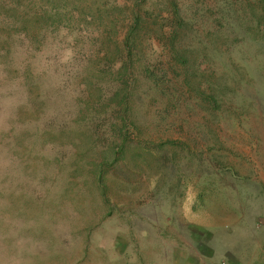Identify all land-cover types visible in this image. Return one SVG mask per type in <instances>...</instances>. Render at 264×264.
I'll use <instances>...</instances> for the list:
<instances>
[{"label": "rangeland", "instance_id": "rangeland-1", "mask_svg": "<svg viewBox=\"0 0 264 264\" xmlns=\"http://www.w3.org/2000/svg\"><path fill=\"white\" fill-rule=\"evenodd\" d=\"M263 182L261 0H0V264H185Z\"/></svg>", "mask_w": 264, "mask_h": 264}, {"label": "crops", "instance_id": "crops-1", "mask_svg": "<svg viewBox=\"0 0 264 264\" xmlns=\"http://www.w3.org/2000/svg\"><path fill=\"white\" fill-rule=\"evenodd\" d=\"M261 187V184H258ZM264 193V182L262 183ZM264 206V199L262 200ZM254 220L264 223V207L257 208L252 215ZM249 236L243 240H235L232 244L226 245L222 251L200 250L197 246L193 247L194 252L188 255L192 258L185 264H264V228H254L253 236ZM195 251H199V254ZM197 259L199 260L197 262Z\"/></svg>", "mask_w": 264, "mask_h": 264}, {"label": "trees", "instance_id": "trees-1", "mask_svg": "<svg viewBox=\"0 0 264 264\" xmlns=\"http://www.w3.org/2000/svg\"><path fill=\"white\" fill-rule=\"evenodd\" d=\"M140 1H144V0H140ZM261 1L264 4V0H261ZM136 19H137V17H136ZM130 36L131 35H128L129 38H130ZM129 38H128V42L130 40ZM166 40L169 41V42L174 43V41H172V40H169V39H166ZM159 42H163V40L161 38H159ZM126 43H127V40H126ZM128 47H129L128 53H129V56H130V54L132 55V49H131V47L129 45H128ZM171 52L173 54H176V52L174 50L171 51ZM127 64H128V62H126V67L120 69V75H123V76L127 77V82L130 83L131 80L134 81V76L131 73V71L128 70ZM143 76H144V78L146 80L150 81L154 86H161L160 85V76H159V71L158 70H155V72H151V70L146 69L145 71H143ZM123 106H124V109H123L124 112L126 114H128V111H129V97H127V98H125L123 100ZM122 125H123V127H128V126L131 125V121L128 118L127 119L123 118ZM134 129H136L135 126H134ZM126 143L124 145H122V148H126L125 147ZM113 147H116V146H113ZM123 151L120 148L116 149L117 154H121ZM114 153H115V151H114Z\"/></svg>", "mask_w": 264, "mask_h": 264}]
</instances>
